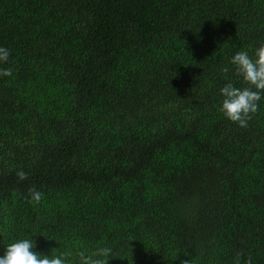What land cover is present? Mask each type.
<instances>
[{"label": "trees", "instance_id": "1", "mask_svg": "<svg viewBox=\"0 0 264 264\" xmlns=\"http://www.w3.org/2000/svg\"><path fill=\"white\" fill-rule=\"evenodd\" d=\"M261 43L264 0H0V252L264 264V101L219 112Z\"/></svg>", "mask_w": 264, "mask_h": 264}, {"label": "clouds", "instance_id": "2", "mask_svg": "<svg viewBox=\"0 0 264 264\" xmlns=\"http://www.w3.org/2000/svg\"><path fill=\"white\" fill-rule=\"evenodd\" d=\"M10 50L0 47V64L7 63ZM230 66L236 76L246 87H236L229 80L219 89L221 97L219 112L222 116L238 127H246L252 114L257 111L258 105L264 101V43L253 49H242L234 52L229 58ZM228 69H222L227 72ZM2 76H11V68L0 71ZM20 180L26 179V173L17 172ZM43 193L32 190L30 201L38 204ZM36 245L31 238H20L0 252V264H108L112 249L108 246H98L94 249L80 248L75 252V260H70L71 253L42 254L35 251Z\"/></svg>", "mask_w": 264, "mask_h": 264}]
</instances>
